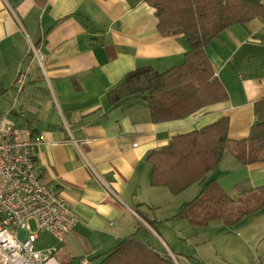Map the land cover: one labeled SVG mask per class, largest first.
<instances>
[{
  "label": "crops",
  "instance_id": "crops-1",
  "mask_svg": "<svg viewBox=\"0 0 264 264\" xmlns=\"http://www.w3.org/2000/svg\"><path fill=\"white\" fill-rule=\"evenodd\" d=\"M154 12L138 0H0V96L10 100L2 114L43 137L34 148L41 179L63 193L77 217L63 241L44 232L36 245H56L61 264L82 257L95 264L135 233L177 264H264V207L234 226L215 220L193 227L172 218L191 186L176 195L150 186L146 160L172 136L222 116L230 139L248 135L257 121L253 104L264 97V21L231 25L205 47L225 101L152 122L141 95L112 103L107 94L135 68L161 72L183 61L184 36L160 33ZM209 179L225 191L243 180L263 186L264 162L243 165L225 150L188 193Z\"/></svg>",
  "mask_w": 264,
  "mask_h": 264
},
{
  "label": "trees",
  "instance_id": "trees-1",
  "mask_svg": "<svg viewBox=\"0 0 264 264\" xmlns=\"http://www.w3.org/2000/svg\"><path fill=\"white\" fill-rule=\"evenodd\" d=\"M154 8L157 29L162 34L181 33L187 49L183 61L164 71L150 66L135 68L108 92L115 103L131 95L146 101L152 122L184 118L213 103L225 101L227 92L215 77L206 45L226 28L264 21V4L256 0H138ZM257 121L248 135L240 140L228 137V117L199 129L172 136L167 144L149 151L148 175L152 187H166L178 194L195 182H203L215 169L225 150L236 160L249 165L264 162V97L253 104ZM264 207V185L252 186L247 180L223 190L214 179L181 204L172 218L186 220L193 227H203L219 220L226 226L236 225L243 217ZM154 227L156 221L149 220ZM95 264H177L166 251L136 237H123Z\"/></svg>",
  "mask_w": 264,
  "mask_h": 264
},
{
  "label": "built area",
  "instance_id": "built-area-1",
  "mask_svg": "<svg viewBox=\"0 0 264 264\" xmlns=\"http://www.w3.org/2000/svg\"><path fill=\"white\" fill-rule=\"evenodd\" d=\"M33 54L41 66L42 55ZM42 140L0 114V264H61L56 245L36 242L44 232L61 242L77 222L63 193L41 179L34 148ZM80 264L93 262L82 257Z\"/></svg>",
  "mask_w": 264,
  "mask_h": 264
},
{
  "label": "rangeland",
  "instance_id": "rangeland-1",
  "mask_svg": "<svg viewBox=\"0 0 264 264\" xmlns=\"http://www.w3.org/2000/svg\"><path fill=\"white\" fill-rule=\"evenodd\" d=\"M2 100H4V101H2ZM4 103H5V107H7L8 106V104H10V100H8V98H7V100L3 97V96H0V114L2 115V113H3V111H4V109L5 108H3V106L2 105H4ZM6 103H8V104H6ZM9 116H11V114L9 115ZM191 187H189V189H187L185 192H183V193H181L179 196H180V199L183 201L184 199H187V200H189V199H192V197H194L198 192H193L192 194H189L188 192H191L192 190H198L199 189V185L195 182V184H193V185H190ZM198 187V188H197ZM193 195V196H192ZM187 200H185V201H187ZM30 225H31V228H34V223L31 221L30 222ZM161 243V242H160ZM161 245H163L162 243H161ZM168 252V251H167ZM169 253V252H168Z\"/></svg>",
  "mask_w": 264,
  "mask_h": 264
}]
</instances>
